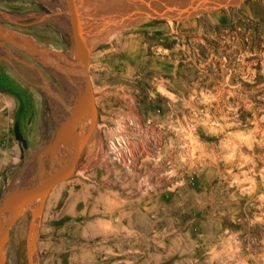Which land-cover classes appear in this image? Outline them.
Masks as SVG:
<instances>
[{"label": "rangeland", "instance_id": "rangeland-1", "mask_svg": "<svg viewBox=\"0 0 264 264\" xmlns=\"http://www.w3.org/2000/svg\"><path fill=\"white\" fill-rule=\"evenodd\" d=\"M186 1L187 13L207 8L85 17L74 0L86 42L95 35V131L74 174L15 222L5 264H264V0ZM0 20L56 51L74 46L66 0H0ZM33 62L48 82L0 58V200L34 160L42 176L57 161L48 144L68 114L50 86L80 98Z\"/></svg>", "mask_w": 264, "mask_h": 264}, {"label": "water", "instance_id": "water-1", "mask_svg": "<svg viewBox=\"0 0 264 264\" xmlns=\"http://www.w3.org/2000/svg\"><path fill=\"white\" fill-rule=\"evenodd\" d=\"M74 46L70 51H56L49 46L22 33L16 32L4 25L0 20V58L6 60L20 76L25 75L11 63V60L22 64L43 82H48L40 68L33 62H39L43 67L55 71L61 76L81 80L84 84L83 96L73 106L52 90H48L62 106L68 117L51 138L48 149L53 148V156L57 161L47 164L44 175L35 183L17 186L12 192L0 200V264H5L10 231L15 222L34 202H44L51 190L59 183L69 179L75 172L81 153L89 142L96 127V103L89 75L90 50L82 36L78 23V15L73 0H66ZM4 53V54H1ZM88 113L85 130L83 117ZM66 123V124H65ZM16 139L26 146L19 123L15 127ZM65 144V147H63ZM66 159H63L64 157ZM40 163V162H38ZM33 242V240H30Z\"/></svg>", "mask_w": 264, "mask_h": 264}, {"label": "bare ground", "instance_id": "bare-ground-1", "mask_svg": "<svg viewBox=\"0 0 264 264\" xmlns=\"http://www.w3.org/2000/svg\"><path fill=\"white\" fill-rule=\"evenodd\" d=\"M138 1V0H137ZM140 1H144V2H147L148 4L147 5H149V6H152L153 7V9L154 10H157L158 12L159 11H161L162 13H164V12H168V17H179V18H188V17H190V16H193V15H196V14H198V13H200L199 11H203V10H205L207 7H202L201 9H191L188 13H187V9L189 8V6L191 5V2L189 3V2H187L186 0H181V1H177V2H172V0H170L169 1V6H167V7H163V5H162V3H159V2H157V0H155V1H153L152 0V3L151 2H149L148 0H140ZM218 2L216 3V5L215 4H213L212 6H214L215 5V7H219V5L220 6H223V4L224 5H229V3H234V2H236L237 0H217ZM89 2V0H78V7H79V11H80V13L82 14V15H84L85 17H86V15L87 16H96V13L103 7V8H105V6H111V8H113L112 6H114V5H116V6H118V12H117V16H121V15H126V14H128V13H125L126 11L127 12H129V13H131L132 15L133 14H135V15H133L134 17L135 16H140L139 18H141V16L142 17H148V16H151L152 14H154V13H151V11H154L152 8H148L147 7V9H144L143 7L142 8H138V7H136V8H134L135 10L133 11V13L132 12H130L129 11V7H127L125 4H124V1L123 0H93V2L92 3H88ZM73 3L75 4V2H74V0H73ZM190 4V5H189ZM136 5V4H135ZM76 6V4L74 5V7ZM171 6V7H170ZM208 6V5H207ZM75 9H76V12H77V15H78V19L80 20V14H79V12H78V10H77V7H75ZM149 9V10H148ZM162 9V10H161ZM126 10V11H125ZM181 11H183V12H181ZM177 13H179V15H177ZM128 16H130V15H128ZM90 17V18H91ZM138 18V17H137ZM84 20V19H83ZM85 20H86V18H85ZM90 21V20H89ZM2 22V21H1ZM82 22V21H81ZM86 22H84V24H85ZM90 24V23H89ZM88 24V25H89ZM80 26V25H79ZM84 29V28H83ZM88 29V28H87ZM80 30H81V33H82V36H83V38H84V33H83V31H82V25H81V27H80ZM95 34V33H94ZM88 36V43H95V35L93 36V35H87ZM84 40H85V38H84ZM87 40V39H86ZM86 40H85V42H86ZM87 42H86V44H87ZM97 44V43H96ZM89 46V45H88ZM90 47V46H89ZM89 47H88V49H89ZM90 50V49H89ZM51 71V70H50ZM53 74H55L56 76H59L60 78H62L63 80L65 79H68V81H70V83L72 82L73 83V85H75V87H76V92L78 93V94H76V95H79V99H77L78 101L82 98V96H83V90H84V84H83V82L81 81V80H77V79H73V78H69V77H66V76H61V75H59L58 73H56L55 71H51ZM64 80V81H65ZM66 82V81H65ZM71 83V84H72ZM72 86V85H71ZM70 93V92H69ZM75 93V92H74ZM72 94V93H71ZM76 95H75V97H76ZM74 96H73V98H75ZM70 99V98H69ZM76 100V99H75ZM70 105V104H69ZM64 113V112H63ZM59 115H60V113H59ZM61 115H63V114H61ZM65 116V115H64ZM64 116H61L62 118V120H65L66 118L64 117ZM61 123H63V122H61ZM60 124V123H59ZM65 126V125H64ZM56 130H58V129H56ZM63 147H65V144H63ZM50 154V153H49ZM49 157H51V156H49ZM40 159H41V157H39ZM53 158V157H52ZM37 160H39L38 158H37ZM53 160H54V158H53ZM41 162H42V160H41ZM40 162V163H41ZM39 163H37L35 160H34V162H33V165L32 166H30V167H28V172H34L33 173V175L27 180V182H24V184L23 185H25V184H29V183H35L36 181H37V179L39 178L37 175L39 174V165H38ZM37 169H38V171H37ZM37 171V172H36ZM31 208V207H30ZM29 208V209H30Z\"/></svg>", "mask_w": 264, "mask_h": 264}, {"label": "flooded vegetation", "instance_id": "flooded-vegetation-1", "mask_svg": "<svg viewBox=\"0 0 264 264\" xmlns=\"http://www.w3.org/2000/svg\"><path fill=\"white\" fill-rule=\"evenodd\" d=\"M46 45V44H45ZM54 50V49H53ZM72 50V49H71ZM70 51V50H69ZM72 87V86H71ZM70 105H72V104H70ZM73 106V105H72Z\"/></svg>", "mask_w": 264, "mask_h": 264}, {"label": "crops", "instance_id": "crops-1", "mask_svg": "<svg viewBox=\"0 0 264 264\" xmlns=\"http://www.w3.org/2000/svg\"><path fill=\"white\" fill-rule=\"evenodd\" d=\"M2 21V20H1ZM3 22V21H2ZM6 26V25H5Z\"/></svg>", "mask_w": 264, "mask_h": 264}]
</instances>
